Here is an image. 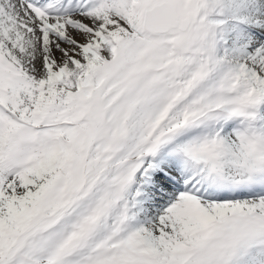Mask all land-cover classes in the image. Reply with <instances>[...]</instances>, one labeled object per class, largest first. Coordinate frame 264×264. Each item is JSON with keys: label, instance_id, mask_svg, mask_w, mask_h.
Here are the masks:
<instances>
[{"label": "snow or ice", "instance_id": "1", "mask_svg": "<svg viewBox=\"0 0 264 264\" xmlns=\"http://www.w3.org/2000/svg\"><path fill=\"white\" fill-rule=\"evenodd\" d=\"M0 264H264V0H0Z\"/></svg>", "mask_w": 264, "mask_h": 264}]
</instances>
